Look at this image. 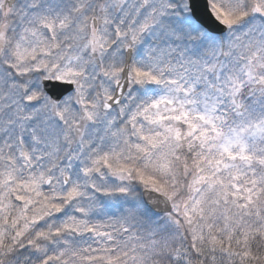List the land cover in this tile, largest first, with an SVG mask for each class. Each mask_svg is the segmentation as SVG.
<instances>
[{"label":"snow or ice","instance_id":"snow-or-ice-1","mask_svg":"<svg viewBox=\"0 0 264 264\" xmlns=\"http://www.w3.org/2000/svg\"><path fill=\"white\" fill-rule=\"evenodd\" d=\"M0 264H264V0H0Z\"/></svg>","mask_w":264,"mask_h":264}]
</instances>
